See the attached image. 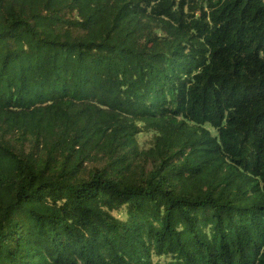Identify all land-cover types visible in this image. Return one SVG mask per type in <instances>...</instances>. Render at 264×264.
I'll return each instance as SVG.
<instances>
[{"label":"trees","instance_id":"1","mask_svg":"<svg viewBox=\"0 0 264 264\" xmlns=\"http://www.w3.org/2000/svg\"><path fill=\"white\" fill-rule=\"evenodd\" d=\"M153 257L264 264V0H0V264Z\"/></svg>","mask_w":264,"mask_h":264},{"label":"rangeland","instance_id":"2","mask_svg":"<svg viewBox=\"0 0 264 264\" xmlns=\"http://www.w3.org/2000/svg\"><path fill=\"white\" fill-rule=\"evenodd\" d=\"M146 138L147 137H145L144 139H146ZM141 140H143V138ZM114 214L117 217L124 218V215H122L121 212H114ZM168 260H169V258H165V257H153L152 258L153 264H165Z\"/></svg>","mask_w":264,"mask_h":264}]
</instances>
